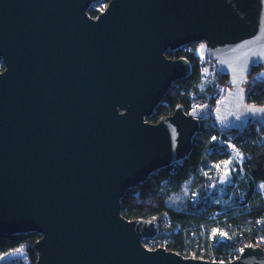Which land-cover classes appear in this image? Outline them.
Returning <instances> with one entry per match:
<instances>
[{
  "label": "water",
  "instance_id": "water-1",
  "mask_svg": "<svg viewBox=\"0 0 264 264\" xmlns=\"http://www.w3.org/2000/svg\"><path fill=\"white\" fill-rule=\"evenodd\" d=\"M91 3L0 0V235L36 233L35 264H264L253 244L228 262L147 249L152 222L121 215L127 190L189 155L207 108L145 120L192 71L167 52L199 43V64L216 61L222 126L264 122L242 88L264 66V0Z\"/></svg>",
  "mask_w": 264,
  "mask_h": 264
},
{
  "label": "trees",
  "instance_id": "trees-1",
  "mask_svg": "<svg viewBox=\"0 0 264 264\" xmlns=\"http://www.w3.org/2000/svg\"><path fill=\"white\" fill-rule=\"evenodd\" d=\"M93 2L97 0H92ZM108 3L110 0H104ZM92 17L97 15L94 9H89ZM171 58L184 57L192 64L191 73L175 81L163 97L162 102L148 118L156 123L163 116L172 114L176 106L181 105L185 112L202 95L200 94V71L191 53L183 50L169 51ZM3 65L0 64V70ZM264 66L257 64L249 70L246 81L242 84L244 100L257 106H264V81L254 79V75ZM226 76L222 81H226ZM264 134V123L256 124ZM214 127L200 126L192 140V148L187 157L152 173L145 182L133 189L127 190L121 199V215L127 220L148 218L166 212L171 224L179 230L164 237L166 250L179 252L188 256L198 245H204L206 254L225 255L234 246L257 245L264 249V140L252 128L239 132L234 140L236 146L245 155L243 168L245 175L234 188L230 183L222 192V197L212 202H200L192 205L190 196L195 187L202 188L213 179L211 163L227 158L224 147L212 140L216 134ZM237 189L244 191L243 200L238 201ZM188 190L184 201L174 195ZM225 204L222 206L221 203ZM230 205V203H232ZM233 206V208H231ZM224 209L220 215L212 219L214 212ZM202 226L228 234V238L217 240L209 238ZM38 239L36 233L15 235H0V256L20 247L26 258H14L5 264H35L37 253L34 243Z\"/></svg>",
  "mask_w": 264,
  "mask_h": 264
},
{
  "label": "built area",
  "instance_id": "built-area-1",
  "mask_svg": "<svg viewBox=\"0 0 264 264\" xmlns=\"http://www.w3.org/2000/svg\"><path fill=\"white\" fill-rule=\"evenodd\" d=\"M106 5L107 3L104 0H97L95 2L92 1L89 9H94L98 14L104 10ZM198 44L199 43H192L189 45H185L178 50H183L185 52L191 53L194 58L195 49ZM167 57L169 56L167 55ZM194 60L195 62H197L200 71V86L203 87V90L205 92L200 98H198L191 104L187 112L192 109L199 108L205 104L207 106L206 111L202 116L196 117L199 128L200 126L205 125L214 127L217 133L212 136V140L224 147V150L227 152L226 159L211 163V168L216 169L213 179L202 188H199V186H197L192 191L190 202L195 206L200 202H212L219 199L220 197H222V192L227 185L232 183L233 187L235 188L238 185L239 181L243 180L245 175V170L243 168L245 155L236 146L234 140L236 139L240 131L252 128L255 133L259 134L260 141L262 142L264 140V134L260 132L259 126L253 125L263 124L264 122L250 124L246 127H237L236 129H232L230 127L226 128L219 122H217V119L214 116V112L219 107V105H221L223 98H225L227 94L226 90H230V87L227 83V79L225 82L222 81L223 75L221 74L215 60L207 56L204 65H200L197 59L194 58ZM188 62L192 67L191 62ZM205 65H207L208 67L207 75L204 74ZM214 95L216 96L214 97ZM145 120L150 122L148 119ZM220 166L221 168L218 169V167ZM243 196L244 191H242L241 189H237V200H243ZM224 204V202L221 203L222 206ZM231 204H233V202L230 203V205ZM231 208H233V206H231ZM222 212H224V209L216 210L211 218L215 219ZM140 219L151 221L153 226L155 227V235L151 238L142 240V244L147 249H155L158 247L164 248V237L179 230L178 226H173L171 224L170 216L166 212H162L157 216H150L148 218ZM207 229V226H202V231L206 232ZM207 234L209 235V238L216 237L218 241L229 237L226 232L218 230L216 226L209 228ZM245 246H247V244L244 246H234L231 252L225 255H218L214 253L206 254L204 245L201 244L198 245L194 250L190 252L188 256L185 257L200 258L215 262H228L237 258ZM176 253L180 254L179 252Z\"/></svg>",
  "mask_w": 264,
  "mask_h": 264
},
{
  "label": "rangeland",
  "instance_id": "rangeland-1",
  "mask_svg": "<svg viewBox=\"0 0 264 264\" xmlns=\"http://www.w3.org/2000/svg\"><path fill=\"white\" fill-rule=\"evenodd\" d=\"M0 64H2L1 60H0ZM0 71H1V70H0ZM204 92H205V91L203 90V87L200 86V94L202 95V94H204ZM219 168H221V166L218 167V169H219ZM212 170H213V172L216 171L215 168H212ZM187 194H188V190H185V191H183L182 193H180V194H176V195H174V196H175L178 200H180V201H184V200H186V198H187ZM14 258H26V254H25V252L23 251V248H22V247H20V248L14 250V251H12V252L5 253V254L1 255V256H0V264H5V263H7L8 261H10L11 259H14Z\"/></svg>",
  "mask_w": 264,
  "mask_h": 264
}]
</instances>
